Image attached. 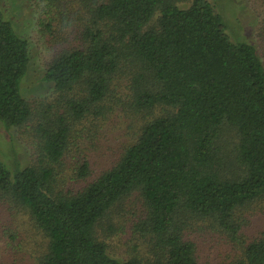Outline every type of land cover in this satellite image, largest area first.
<instances>
[{"label": "trees", "instance_id": "trees-1", "mask_svg": "<svg viewBox=\"0 0 264 264\" xmlns=\"http://www.w3.org/2000/svg\"><path fill=\"white\" fill-rule=\"evenodd\" d=\"M175 1L88 0L81 43L59 48L46 68L43 79L60 98L40 110L35 127L44 162L59 161L67 149L65 115L104 117L124 66L133 69L136 111L153 115L113 167L75 192H56L49 166L10 171L0 160V199L29 210L47 237L39 264H198L189 222L215 224L236 242L238 210L264 200V62L254 45L230 39L211 2ZM29 46L0 9V122L9 130L35 116L20 90ZM89 165L81 164L80 177L90 175ZM136 190L146 207L138 228L157 248L147 260L111 255L97 234L112 208ZM240 249L237 264H264V234Z\"/></svg>", "mask_w": 264, "mask_h": 264}, {"label": "rangeland", "instance_id": "rangeland-1", "mask_svg": "<svg viewBox=\"0 0 264 264\" xmlns=\"http://www.w3.org/2000/svg\"><path fill=\"white\" fill-rule=\"evenodd\" d=\"M191 1L176 0L175 4L186 7ZM208 1L222 15L230 39L234 43L254 45L264 62V0ZM86 3L88 0H60V5L54 6L46 0H0V9L13 21L16 32L29 41L31 62L20 90L35 113L28 124L10 130L0 122V160L10 171L16 165L49 166L53 169L56 192H75L113 167L137 139L142 124L153 115L136 111L132 96L133 69L124 66L111 85L104 117L75 121L65 115L70 123L67 149L59 161H42L40 137L35 127L41 118L40 110L55 105L60 98L43 75L59 48L81 43V30L88 18ZM70 7L77 9L70 11ZM51 19L49 29L46 24ZM162 107L154 110L162 113ZM57 109L65 113L63 103ZM85 161L90 164V175L84 178L79 176V170ZM145 210L144 200L136 190L118 202L100 222L97 234L107 242L111 255L121 259L138 256L145 260L154 256L157 248L152 236L138 228ZM237 218L242 231L236 242L230 241L228 234L215 224L189 222L186 233L196 245L198 264H237L241 242L264 234V200L241 207ZM47 244V237L29 210L0 199V264H39Z\"/></svg>", "mask_w": 264, "mask_h": 264}]
</instances>
